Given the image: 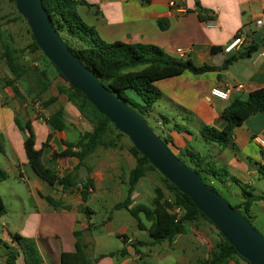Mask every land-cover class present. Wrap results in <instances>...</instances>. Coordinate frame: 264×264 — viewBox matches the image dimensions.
<instances>
[{"label":"crops","instance_id":"crops-1","mask_svg":"<svg viewBox=\"0 0 264 264\" xmlns=\"http://www.w3.org/2000/svg\"><path fill=\"white\" fill-rule=\"evenodd\" d=\"M83 1L86 5L80 7V12L84 9L85 16H92L90 26L106 42L153 44L168 57L190 59L196 66L208 64L220 67L227 58L243 55L246 47L253 46L250 54L240 57L225 70L203 74L185 71L156 84L162 92L156 105H159L161 115L170 118L166 133L173 137L172 147L178 152L180 148L189 147L190 140L196 137L202 126L223 128L225 121L222 113L234 100H246L252 91L264 88V0ZM210 22H215L216 26H210ZM239 33L245 37L244 44L226 53V44ZM33 65L29 64L30 71L37 76L43 69L48 71L49 78L45 79L48 91L42 99L54 97L56 101L45 108L40 102L33 101L23 88H20L19 96L11 87L0 90V137L4 147L0 151L6 159V168L14 174V180L25 182L31 195L29 210L23 202L25 213L20 222L12 219L9 220L11 224L2 222L0 239L11 246H14L12 235L15 233L34 239L43 259L42 264H62V254L76 252L78 241L89 259L86 264H200L201 259L212 258L218 250L216 228L202 221L185 223L187 231L179 234L173 242L134 246L138 241L151 243L149 229L152 222L143 213L137 219L128 209H116L127 195L136 163L127 145L120 150L98 144L85 160L89 170L81 168L78 181L72 187H63L58 183L50 185L45 181L46 185L26 176L25 166L29 162L24 147L25 133L17 121L22 126L31 122L37 149H41L51 135L48 146L43 148V161L61 176L71 173L79 160L75 157L54 158V153L65 148L63 141L75 142L93 128L67 96L60 92L59 87L66 82L58 74L55 76V72L51 73L48 64L34 61ZM6 73V65L0 59V76L4 77ZM216 86L230 89L227 100L211 95L212 88ZM47 94H50L48 98ZM61 107L65 128L54 130L46 118ZM180 120L182 123L177 122ZM177 123L190 130L192 135L185 130L180 133L173 130ZM260 140H264L263 112L254 114L237 127L233 143L221 153L216 148V163L228 166L232 175L243 184H249V176L260 175V166L264 165V147ZM257 147L261 153V163L256 162L258 169L252 165L253 157L260 160ZM228 150L233 151V158L228 155ZM243 156L251 161V165L245 162ZM7 174L5 180L10 178ZM87 177L91 178L93 187L89 199L84 201L80 182L86 181ZM14 194L19 196L17 192ZM132 198L131 207L152 204L154 196L146 177L138 183ZM122 211L130 217H117V213ZM139 221L143 227L139 226ZM76 232L80 233L79 239ZM123 236L128 237L127 242L123 241ZM143 248L147 252H143ZM122 249L126 250L125 255L120 253ZM5 251L0 242V264H7ZM152 260L159 263H152ZM18 263L24 264L22 254Z\"/></svg>","mask_w":264,"mask_h":264},{"label":"trees","instance_id":"trees-1","mask_svg":"<svg viewBox=\"0 0 264 264\" xmlns=\"http://www.w3.org/2000/svg\"><path fill=\"white\" fill-rule=\"evenodd\" d=\"M10 1L16 5L15 0ZM42 1L61 37L62 34L68 33L70 36L77 37L88 44L86 47H72L69 45L70 50L84 64L98 74L100 82L104 86L121 100L126 101L146 119L153 112L155 105L162 96V92L156 86L159 81L181 75L185 71L203 74L214 70H225L240 57L250 54L253 48V46L246 47L247 51L245 54L239 56L233 55L227 58L220 67L208 64L196 66L190 59L177 60L168 57L160 47L153 44H129L122 41L106 42L100 37L97 30L93 26L88 25L83 19L80 12V7L86 5V2L83 0ZM16 12L20 18H23L18 11ZM24 21L26 20L24 19ZM27 33L31 35L32 41L25 46H16L12 32L3 30L0 24V59L7 68L6 75L4 77L0 76V90L2 91L5 87H11L19 96V90L23 88L28 95L32 96L33 101H38L40 105L42 104L43 107L47 108L56 101L54 97H50L48 100L42 99L43 95L48 91V85L45 82V79L49 78L48 71L47 69H43L40 76L33 74L30 71L27 56L38 55L34 60L50 64L56 68L59 76L66 82V85L59 87L60 92L67 96L69 102L76 106L82 117L93 127L91 131L84 132L79 140L75 142L63 141L65 148L60 152L54 153V158H77L79 162L74 170L68 175L61 176L56 170L46 166L43 161V148L48 146L51 135L43 147L37 149L35 146L36 135L31 122H27L25 126H22L19 121H17V124L25 133L24 147L26 155L29 165L36 175L50 185L58 183L63 187H72L78 181L77 175L79 170L84 167L89 170L85 160L98 144L122 150L125 147V140H128L129 137L119 131L107 116L100 113L81 91L69 84L60 70L43 54L28 23ZM19 85L21 87H18ZM259 112L264 113V88L252 91L246 100H234L222 113L225 121L223 128L202 126L199 130L200 136L208 143H218L217 152L221 153L228 144L233 143L235 129ZM160 116L164 124L170 123V118L161 114ZM46 121L54 130H63L65 128L63 108L61 107L52 113L46 118ZM173 130L179 133L185 130V132L192 135L190 130L183 128L178 123L174 124ZM159 136L165 140L169 147L173 144V137L170 134L163 132ZM128 141L129 151L136 159V163L131 172L127 195L116 206V209H128L137 219H139V214L143 213L152 222L149 229L152 237L151 243L138 241L134 246L139 247L173 242L179 234L187 231L185 225L187 222L198 223L202 221L215 226L197 208L189 196L181 192L175 184L163 176L134 146L130 139ZM3 149L2 138L0 137V150L3 151ZM217 152L208 150L207 154H201L190 147L180 148L179 150L181 156L192 164L190 167L200 174L203 181L210 188L216 190L214 187L216 181L224 183L231 180L240 184L243 187V200L240 204L233 207L240 211L243 209L246 214L241 212L247 217L252 202L264 199V196L248 192L245 184L230 173L228 166H219L215 160ZM183 162L185 163V161ZM260 171L264 172V165L260 168ZM152 173L159 176L164 186H155L154 198L151 205L138 204L131 207L136 186L142 178ZM7 177V172L0 167V182L4 181ZM80 184L82 197L84 201H87L91 194L93 182L90 177H87L86 181H81ZM48 200L52 202L51 199L48 198ZM177 208L181 210V213H175V209ZM6 213L7 207L0 193V218ZM139 226L143 227L140 221ZM215 228L218 239V250L212 258L201 259L200 264H229L231 261H235L236 264H250L228 242L216 226ZM76 236L79 239L80 233L76 232ZM122 239L125 242L128 241L127 236H123ZM0 242L6 248L5 257L7 264H19L18 259L21 254L23 255L24 264H42L43 262L36 241L30 237L15 233L12 235L14 246L9 245L1 239ZM120 253L125 255L126 250L122 249ZM88 262L89 259L81 250L79 241L76 252L62 254V264H86Z\"/></svg>","mask_w":264,"mask_h":264},{"label":"water","instance_id":"water-1","mask_svg":"<svg viewBox=\"0 0 264 264\" xmlns=\"http://www.w3.org/2000/svg\"><path fill=\"white\" fill-rule=\"evenodd\" d=\"M43 54L69 84L81 91L100 113L127 135L134 146L217 227L250 264H264V236L200 174L185 164L149 125L147 119L104 86L61 37L42 0H15Z\"/></svg>","mask_w":264,"mask_h":264},{"label":"rangeland","instance_id":"rangeland-1","mask_svg":"<svg viewBox=\"0 0 264 264\" xmlns=\"http://www.w3.org/2000/svg\"><path fill=\"white\" fill-rule=\"evenodd\" d=\"M16 11H17L16 5L13 2H11L10 0H0V24L2 26V29L12 32L15 38L16 46L17 45L25 46V45H28L32 41L31 35L27 33V22L24 21L23 18H20ZM81 14L83 16V19L86 21V23L90 25L92 23V16L90 17L85 16L84 9H81ZM15 18H18V19H15ZM10 20H13V21H10ZM62 38L68 45L72 47L88 46L86 42L80 40L77 37L70 36L68 33L62 34ZM36 56L38 55H31V59L29 55L27 56L29 64L31 66H34L33 65L34 61L37 63V61L34 60ZM48 65L50 67V72L51 73L55 72V76H56V74H58V71L56 70V68L50 64ZM36 68L38 67L36 66ZM49 96L50 94L46 95L47 98ZM161 113L162 111H160L159 105H155L153 112H151L147 116V121L149 125L154 129V131L158 135H162L163 132H166L168 127H170L168 123L167 124L163 123V120L160 116ZM177 122L182 123L181 120ZM128 140L127 139L125 140V146L126 145L128 146V142H129ZM189 147L192 148L193 150H196L197 152L201 154H207L208 150H211V152L215 151L216 148L219 147V144L218 143H208L204 141L202 137L200 136V133L197 132L196 137L190 140ZM170 148L172 149V151H174V153L178 156V158H180V160H183L185 161V164L192 166V164L187 159L183 158L181 154L172 147V145H170ZM257 149H258V156L260 157V160H256V158H254L253 155H250L251 157H253L252 165L254 166L257 165L256 164L257 161H260L261 163L260 148L257 147ZM228 151H229L228 155L231 156V158H233L234 157L232 155L233 151L232 150H228ZM238 154L241 155L240 152H238ZM224 158L222 159L224 160ZM243 158L246 163L251 165V161L246 156H243ZM5 165H7L6 159L3 153L0 151V167L4 171L10 174L9 179L0 182V193L2 194L5 205L7 207V213L4 216H2L0 219V235H2V232H3L2 222H8L9 224H11L12 222L9 221L11 219L14 222H17V220L18 222H20L23 214L25 213L24 206L28 208L29 210L30 201H31V195L29 194V190L26 188V183L23 181H20L18 178H17L18 180L15 181L13 172H9V169L6 168ZM256 168L258 169V166H256ZM25 171H26V176H28L30 180L37 179V180H40V182H42L43 184L47 185L45 181H42V179L36 175V173L33 171V169L29 165L25 166ZM146 180H147V185L151 189L153 196H154V188L156 185L164 186L159 176L155 173L149 174L146 177ZM249 182H250L249 185L245 184V188L248 190V192H252L254 194L264 196V172L261 171L260 175L255 176V177L249 176ZM214 184H215L214 187L216 188V191H218L219 194L223 198H225L232 206H237L238 204L242 202L243 200V189L242 188L243 187L240 184H237L233 181H227L224 183H220L216 181ZM15 192H17L19 196L14 194ZM20 197L22 198V200L20 199ZM23 202H24V206H23ZM241 211L244 214H246L243 209ZM116 216L117 217H120V216L130 217V215L125 211H122L121 213H117ZM248 216L247 218L250 220L254 228H256V230H258L264 236V199H261V200L259 199V200L252 202ZM142 251L147 252V249L143 248ZM144 261L147 262L145 258H144ZM151 262L159 263L156 260H152Z\"/></svg>","mask_w":264,"mask_h":264},{"label":"built area","instance_id":"built-area-1","mask_svg":"<svg viewBox=\"0 0 264 264\" xmlns=\"http://www.w3.org/2000/svg\"><path fill=\"white\" fill-rule=\"evenodd\" d=\"M259 24L262 23L261 20L258 21ZM210 26H216L215 22H210ZM245 37L242 33L237 34L228 44L225 46V52L226 53H231L232 51L240 48L244 44ZM264 55V53H263ZM211 95L222 99V100H227L230 95V89L229 88H224V87H219L216 86L212 88L211 90ZM261 145L264 147V140H260ZM175 213H181V210L179 208L175 209Z\"/></svg>","mask_w":264,"mask_h":264}]
</instances>
